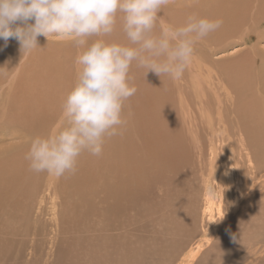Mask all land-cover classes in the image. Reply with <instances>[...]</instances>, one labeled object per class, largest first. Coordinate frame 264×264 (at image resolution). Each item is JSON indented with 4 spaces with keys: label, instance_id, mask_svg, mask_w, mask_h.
<instances>
[{
    "label": "rangeland",
    "instance_id": "374dc122",
    "mask_svg": "<svg viewBox=\"0 0 264 264\" xmlns=\"http://www.w3.org/2000/svg\"><path fill=\"white\" fill-rule=\"evenodd\" d=\"M198 1L192 0L194 6L189 5V9L193 10L204 0ZM184 2L167 0L163 12H169L171 8L179 12ZM92 39L95 37L90 41ZM38 43L40 47L21 58L18 41L10 39L4 46L0 39V85L5 88L15 83L19 66L23 68L17 79L24 73L18 88L22 90L18 97L24 99L23 109L10 110L5 93L0 101V111L4 109L0 112V157H3L0 158V185L9 183L10 196L9 202L0 200V264H180L183 256L193 249L192 244L199 241L197 253L188 257L185 264H220V256L222 264H264V121H234L227 127L214 126L218 136H213L209 123L198 116L195 123L188 118L189 111L195 116L199 109L198 98L193 92L180 91L175 79L167 76L163 78L147 72L144 78V70L132 65L130 83L136 87V94L149 83L152 85L148 93L151 101L169 97H166L168 106L165 104L163 108L167 110L161 112L167 114L162 113L165 120L174 119L171 121L174 123L169 120L165 123L162 115L159 117V111L158 120H161L157 123L160 127L157 123L154 127L159 130L150 131L145 144L141 143L144 139L141 132L134 142L118 144L116 149L121 150L115 153L108 145L113 137L106 138L101 155L82 153L75 173H67L65 178L56 181L51 177L52 180L47 173L30 170L25 159L28 142L24 140L46 134L60 118L63 102H53L51 105L56 106L55 110L45 113L43 107L51 105L44 94L43 103L39 101L38 91L44 93L47 86L44 78L59 76L63 71L62 64L69 63V69L65 68L66 75L75 74L78 49L68 35L40 36ZM258 45L264 57V42ZM240 48L234 45L222 55H213L212 59H226ZM46 61L48 65L44 64ZM50 62L54 67L49 66ZM137 70L143 75L137 76ZM135 78L143 79L137 81ZM50 83H53L52 77ZM69 86L72 87L71 83ZM161 86L167 87L168 91L162 90ZM56 90L57 94H54L60 96L59 89ZM179 94L184 98L181 108L183 111L185 108L186 113L180 109ZM161 103L156 105L163 106ZM130 107L124 104L123 116L131 115ZM176 112L179 114L174 115ZM142 115L140 110L137 114L140 120ZM176 120L179 124H175ZM186 121L195 126H188ZM162 124L166 129L168 125L170 133L174 131L171 136L167 133L171 139H166L168 131L164 130L165 126L161 128ZM221 127H226L224 137H220L223 134ZM128 131L135 133L133 128ZM17 146L25 148L26 152L21 154ZM130 152L134 154L136 170L125 174L127 171H122L120 165ZM78 176L81 181L75 184ZM224 210L225 215L220 219Z\"/></svg>",
    "mask_w": 264,
    "mask_h": 264
},
{
    "label": "clouds",
    "instance_id": "9594fccd",
    "mask_svg": "<svg viewBox=\"0 0 264 264\" xmlns=\"http://www.w3.org/2000/svg\"><path fill=\"white\" fill-rule=\"evenodd\" d=\"M166 2L0 0L4 46L15 39L21 54L29 55L40 47L38 37L68 35L78 49L75 82L60 118L46 134L29 140L25 159L30 170L60 178L75 173L82 153L101 155L105 139L121 135L127 124L124 102L137 91L130 83L133 63L144 69V77L151 71L179 79L192 63L196 43L223 23L192 13L180 26L164 25L160 12ZM118 24L126 42L109 39ZM224 215L225 210L220 219Z\"/></svg>",
    "mask_w": 264,
    "mask_h": 264
},
{
    "label": "bare ground",
    "instance_id": "6f19581e",
    "mask_svg": "<svg viewBox=\"0 0 264 264\" xmlns=\"http://www.w3.org/2000/svg\"><path fill=\"white\" fill-rule=\"evenodd\" d=\"M201 1H203V0H201ZM183 2H184V0H182V3ZM198 2H200V0ZM170 3H173V2L171 1ZM189 5H191V7L194 6V3L192 2V0L191 1L186 0L184 2L183 8L179 9V12H177L176 10H173V8H171L172 9L171 11H169V12L166 11V13H165V12H163V9H161L160 22L164 25L180 26L184 23V21L186 20L188 15H190L192 13H197L198 15H200L202 17H207L210 19H221L223 21V23L217 31L210 33L207 37L201 39L200 41H198L196 43L195 53H194V57H193L191 65L188 67V69H186V71L184 72V74L182 75L181 78L174 80V82H176V84L179 86L180 91L183 90L184 93H186L187 91L193 92L194 96H197V98H198V101H197V103H198L197 105H199L198 114L193 116L192 112L189 111L188 112L189 117L188 116L187 117L190 120H193L194 123H195V120H197V116H198V118L203 119L205 122L209 123V125H210L209 128L212 130V131H210V133L213 134V132H214L213 136L216 134L215 129L213 130L214 126L215 127H219V126L223 127L226 125L228 126V123L232 124L234 121H236V123H240V121H242V122L243 121H249V122L252 121L253 122V120H256V122L258 120L264 121V65H263V67H259V65L264 64V57L260 54L261 47H259V45H258V44H260L261 41L264 42V30H263V27H264L263 26L264 25V0H204L202 3L201 2L199 3V6H197V7L195 6L194 9H196V10L189 9ZM195 5H197V4H195ZM261 27H262V29H261ZM120 32H122V31L120 30V27L118 24L116 32H114L113 35L111 37H109V39L117 40L120 42H122V41L125 42V36L123 33H120ZM115 34H116V36H115ZM250 43H252V44H250ZM234 45H238L241 47L240 51L237 52L236 54H234L232 56H228L226 59H223V58H219L218 60L212 59L213 55L219 54V53L222 55L223 52H227V49H229L230 47H233ZM53 46H55V45H53ZM58 52H60V51H58ZM61 54H63V53H61ZM23 56L24 55H22L20 57L23 58ZM217 56H220V55H217ZM58 57L61 58L59 55H58ZM214 57H216V56H214ZM38 58H39V56H38ZM48 58L50 59V56ZM70 61H72V60H70ZM22 62H25V61H22ZM36 64H38V63L36 62ZM44 64L48 65V62L46 61V62H44ZM33 65H35V63ZM62 65H63V69H62L63 73L61 71L59 73L61 80L59 79L58 75H53V76H51L53 83L48 84L49 78H51V77H49V78L45 77L44 78V82L47 86L45 87L44 93H42V90L38 91L39 95H40V96L38 95L40 97V100H39V98H38V100L40 102H41V99H43L42 94H44L45 97H47L46 100L49 101L50 105L53 102H58L57 100H60L59 102H63L65 97H66L67 92L71 89L69 84L71 83V85L73 86V84L75 82L74 76L76 75V72H74L75 74L72 73V75L69 73H68L69 75H66L65 68L69 67V63L68 64L65 63ZM133 65L136 66L135 62L133 63ZM29 66H30V64H29ZM49 66L54 67L53 62H50ZM39 67H41V66H38V68ZM46 67H47L46 69H48V66H46ZM22 68H21V66H19L20 72H17L16 74L14 73L16 75L15 76V78H16L15 83H13L11 86L6 85L5 88H4V86L2 87L0 85V95H1L0 101H2V99L4 98L2 96L3 93H5L6 96L8 95L6 98H7V101H8L7 103H8V107L10 110L11 109H21L22 110L24 107L23 106L24 99H20L18 97L19 94L20 95L22 94V90H19L18 88H19L20 83L23 79L24 73H22V76L19 77L20 81L17 79V76L21 75ZM74 68H76V65ZM16 69L18 71V68H16ZM39 70L40 69H38L37 71H39ZM140 70H144V69L140 68ZM37 71H34V73ZM139 71L137 73V76L138 75L142 76L143 74H141ZM22 72H24V71H22ZM52 72H53V69H52ZM70 72H71V70H70ZM149 72L151 74L153 73L151 71H149ZM134 73L135 72H133L132 74H134ZM147 76H146V78H147ZM13 78H14V76H13ZM148 78H150V77H148ZM72 79H74L73 82H72ZM138 79H143V78H138ZM138 79L135 78V80H137V81H138ZM147 79H145V80L147 81ZM157 79H159V78H157ZM0 80H1V77H0ZM146 81H144V82H146ZM156 81H158V80H156ZM161 81H160V85H163L161 83ZM147 82H149V80ZM151 83H153V82H151ZM165 85H167V84L165 83ZM151 86L149 83L144 84V86H142L140 94L135 93V95L131 97V99H132L131 101L128 99L129 101L124 103L128 107L129 106L132 107V108L130 107V114L131 115L127 114V116H123L127 120V124L124 127L123 133L121 135H118L117 137L114 136L113 139L108 142V145L113 149V151L115 150V153H116V151L119 153V151L121 150V149H116V146L118 144H125L126 145L127 142H134L135 136L141 134V132H143V134H141V136L144 137V139H143L144 143L143 142H141V143L145 144L146 140L148 141V138L150 136L149 135L150 131H152L151 133H153L155 131V129L157 131V129L160 127L158 125L159 123H157V122L160 121L161 119L165 120L164 119L165 117H163V115L166 116L167 114L163 113V111L167 110V109L166 108L163 109V108L165 107L164 106L165 104L166 105L168 104L166 101H168L169 97L166 96L168 99L166 97H160L155 101H151V96H149V94H148L150 92L149 87H151ZM68 87H70V88H68ZM138 87H140V85ZM161 88H162V90L164 88L165 89L164 91L167 90V87L161 86ZM161 88H160V90H161ZM56 89H59L58 91L60 93V96L56 95L57 94ZM55 92H56V94H54ZM138 92H139V90H138ZM171 92L169 89V93H171ZM27 93H30V92H27ZM144 93H145V95H144ZM169 93L168 94L166 93V94L168 96H170ZM31 94H32V92H31ZM172 94H174V93H172ZM156 95H158V94L156 93ZM24 96H26V95H24ZM27 96H29V95H27ZM159 96H161V95H159ZM181 96L182 95L179 94L180 99L178 100V102L180 103V109L182 112L186 113L187 111L185 112V108H184V111L181 108L184 106V105L181 106L182 101L184 99ZM6 98H5V100H6ZM170 99L172 101L173 98H170ZM175 100H177V99H175ZM26 102H27V100H26ZM59 102H58V104H59ZM160 102H162L161 104L163 106L156 105ZM194 102L196 103V101H194ZM194 102H192V103H194ZM41 103H43V102H41ZM4 104H5V102H4ZM38 104H39V102H38ZM153 104H155V105H153ZM1 105H2V103H1ZM192 105L193 104H191V106ZM195 105H193V106L195 107ZM2 106H3V108H5L6 104H5V106L4 105H2ZM174 107H175V105H174ZM55 108H56V106H54V105H51V106L45 105L43 107V110L45 113H47V112H52L53 110H55ZM6 109H8V108H6ZM162 109H163V111L161 112ZM170 109L174 110V108L172 106ZM175 109H177V106ZM212 109H214V112L211 111ZM3 110H1V111H3ZM140 110L143 111V115L141 116V120L137 116V114L140 112ZM6 111L8 112V110H6ZM151 111H152V113H150ZM159 111L161 113L159 115V117H161V115L163 113L162 118L160 120H158L159 119L158 118ZM24 112L25 113L27 112V107L25 108ZM166 113H168V115L170 114L169 112H166ZM177 113L178 112H176L174 115H176ZM54 114H55V112H54ZM188 114H186V115H188ZM174 115H173V117L172 116L171 117L174 118ZM179 117H177L178 120L180 119ZM185 119L188 122H190V120H188L186 117H185ZM166 120H169V119H166ZM166 120H165V123H166ZM173 120H169V123ZM187 121L185 123H187ZM259 121L257 123H259ZM156 123H157L158 128H154L156 126L155 125ZM171 123H174V122H171ZM197 123H199V122H197ZM175 124H179L177 120H176ZM189 124H193V122L189 123ZM189 124H188V126H189ZM162 126H161L162 129L165 126L164 130H166V131L169 130L168 125H167V129H166V125L162 124ZM178 126L179 125H177V128H178ZM235 126H236V124H235ZM183 127H185L184 124H183ZM222 127H221V129H222ZM226 127L222 129L223 134L220 135V137L225 136ZM130 128H133L135 130V133L129 132L128 130ZM48 129H50V128H48ZM187 130H189V129H187ZM228 130H229V127H228ZM162 132H163V130H162ZM172 132L171 133L174 134V131H172ZM167 133H170V132L168 131L165 134L166 139L169 140L171 138L169 137V134H167ZM171 133H170V136L172 135ZM215 136H218V135H215ZM127 137H129V138H127ZM211 137L212 136H210V138ZM215 138L216 137H214L213 139H215ZM227 139H228V137H227ZM29 140H30V138H29ZM29 140L26 139V140H24V142L29 143ZM158 140H160V139H158ZM149 141H150V139H149ZM152 143H151V146H152ZM156 143H158L157 140H156ZM177 143H179V142H177ZM158 144H157V146H158ZM23 145H25V144H23ZM130 145H132V144H130ZM153 147H154V145H153ZM18 148L21 149V154L26 152L25 148H21V147H18ZM155 148L156 147H154V149ZM149 149H151V148H149ZM156 149H158V148H156ZM157 151H159V150H157ZM160 152H162V151H160ZM155 153H157V152H155ZM146 154H149V153H146ZM133 156H134V154H132L130 152L128 154V156L125 157L126 161L122 162L120 165V167H122L121 168L122 171H127L125 174L133 172L136 170V162L134 161L135 159ZM0 158H3V157H0ZM66 176H67V174H65L63 177L53 178V179H55V181L61 180V179L65 178ZM84 176L85 175H83V177ZM48 177L51 178L52 176H48ZM166 178H167V176H166ZM46 180H47L46 184L48 185L49 179L47 178ZM41 181H43V180H41ZM80 181H81L80 176H78L74 183L77 184ZM12 183L14 184V182H12ZM8 185H9L8 182H2L0 185V200H2L3 202H9L10 201V200L8 201V198L10 197V196L8 197V192H9V189L7 188ZM15 185H17V184L15 183ZM55 192L57 193V191H55ZM56 193L54 196H56ZM205 193H207V192H205ZM40 218H38V219H40ZM30 227H31V225H30ZM199 242H195L194 246L192 244L193 249H191L187 255L183 256L184 260L180 264H185L188 257L191 258V257L195 256V253H197L198 249L200 248L201 242L200 243Z\"/></svg>",
    "mask_w": 264,
    "mask_h": 264
}]
</instances>
